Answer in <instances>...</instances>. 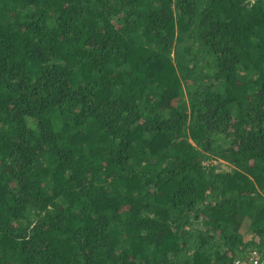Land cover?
<instances>
[{
    "label": "trees",
    "instance_id": "16d2710c",
    "mask_svg": "<svg viewBox=\"0 0 264 264\" xmlns=\"http://www.w3.org/2000/svg\"><path fill=\"white\" fill-rule=\"evenodd\" d=\"M246 3L0 0V264L264 255V0Z\"/></svg>",
    "mask_w": 264,
    "mask_h": 264
},
{
    "label": "built area",
    "instance_id": "2783aa9c",
    "mask_svg": "<svg viewBox=\"0 0 264 264\" xmlns=\"http://www.w3.org/2000/svg\"><path fill=\"white\" fill-rule=\"evenodd\" d=\"M257 0H247L246 6L249 7ZM229 264H264V255L259 254L257 251H252L247 257H238Z\"/></svg>",
    "mask_w": 264,
    "mask_h": 264
},
{
    "label": "rangeland",
    "instance_id": "374dc122",
    "mask_svg": "<svg viewBox=\"0 0 264 264\" xmlns=\"http://www.w3.org/2000/svg\"><path fill=\"white\" fill-rule=\"evenodd\" d=\"M221 167H222L223 169H226V168L228 167L227 162H225V161H221Z\"/></svg>",
    "mask_w": 264,
    "mask_h": 264
}]
</instances>
